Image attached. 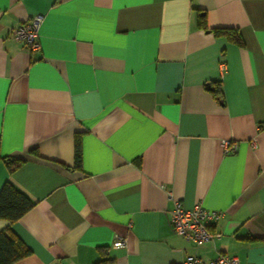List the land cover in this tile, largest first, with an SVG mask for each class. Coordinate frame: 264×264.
<instances>
[{"label":"crops","instance_id":"0c3cea01","mask_svg":"<svg viewBox=\"0 0 264 264\" xmlns=\"http://www.w3.org/2000/svg\"><path fill=\"white\" fill-rule=\"evenodd\" d=\"M0 154L33 201L0 219L31 248L11 264H264V0H0ZM195 203L219 238L173 232Z\"/></svg>","mask_w":264,"mask_h":264},{"label":"built area","instance_id":"2783aa9c","mask_svg":"<svg viewBox=\"0 0 264 264\" xmlns=\"http://www.w3.org/2000/svg\"><path fill=\"white\" fill-rule=\"evenodd\" d=\"M41 20L42 15L30 17L12 29L11 36L14 40L23 43L29 50L38 49L37 35ZM224 146L225 151L235 147L227 141L224 142ZM223 215V211L207 209L201 203H195L190 210L176 205L171 213V229L185 241L200 245L221 236V233L215 230V226ZM124 244V239L119 237L112 246L120 248ZM181 264H238V258L219 254L214 259L205 261L195 255H187Z\"/></svg>","mask_w":264,"mask_h":264},{"label":"trees","instance_id":"16d2710c","mask_svg":"<svg viewBox=\"0 0 264 264\" xmlns=\"http://www.w3.org/2000/svg\"><path fill=\"white\" fill-rule=\"evenodd\" d=\"M217 32L225 35L230 40L241 43L240 34L233 29H218ZM217 92V91H215ZM7 168L12 170L24 160L10 155L1 156ZM75 165H80L81 147L78 139L75 141ZM33 206V201L10 182H5L0 189V219L11 223L18 220ZM31 248L25 244L10 228L0 231V264L12 262L30 254Z\"/></svg>","mask_w":264,"mask_h":264}]
</instances>
